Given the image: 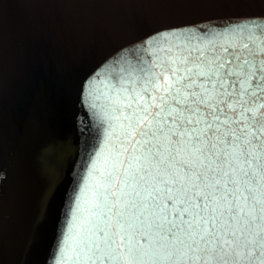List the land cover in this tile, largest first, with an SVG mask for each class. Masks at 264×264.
I'll use <instances>...</instances> for the list:
<instances>
[{"label": "snow or ice", "instance_id": "snow-or-ice-1", "mask_svg": "<svg viewBox=\"0 0 264 264\" xmlns=\"http://www.w3.org/2000/svg\"><path fill=\"white\" fill-rule=\"evenodd\" d=\"M96 76L104 149L49 264H264V17L145 37L103 98Z\"/></svg>", "mask_w": 264, "mask_h": 264}, {"label": "water", "instance_id": "water-1", "mask_svg": "<svg viewBox=\"0 0 264 264\" xmlns=\"http://www.w3.org/2000/svg\"><path fill=\"white\" fill-rule=\"evenodd\" d=\"M259 17L264 0H0V264H49L75 230L107 127L82 104L90 75L103 98L145 37Z\"/></svg>", "mask_w": 264, "mask_h": 264}]
</instances>
